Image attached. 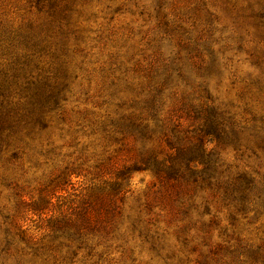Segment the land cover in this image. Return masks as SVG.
<instances>
[{
  "label": "rangeland",
  "instance_id": "rangeland-1",
  "mask_svg": "<svg viewBox=\"0 0 264 264\" xmlns=\"http://www.w3.org/2000/svg\"><path fill=\"white\" fill-rule=\"evenodd\" d=\"M0 264H264V0H0Z\"/></svg>",
  "mask_w": 264,
  "mask_h": 264
},
{
  "label": "trees",
  "instance_id": "trees-1",
  "mask_svg": "<svg viewBox=\"0 0 264 264\" xmlns=\"http://www.w3.org/2000/svg\"><path fill=\"white\" fill-rule=\"evenodd\" d=\"M37 1L43 2L44 0H37ZM156 92H157V96H158V94L160 92L159 91H156ZM151 104H152V109H155L157 111L158 107L156 106V104H158V97H152ZM213 110H214L213 108L208 107V109L206 111V113L209 114V117L207 119V127L205 129V133H206L205 135H208V134L214 135L215 134V135H217V138H218V137H220L219 133L223 132V130H221L222 129L221 128L222 123L218 120L217 115L212 114ZM138 117H140V116H138ZM128 119L131 122V125L129 126V128H127V130H129V129L134 130L135 129L137 131L138 130L140 131L141 129H145V126H143L142 128H139L140 125H137V120H139V118H136L135 116L131 117V115H130V116H128ZM141 121L143 122V120H141ZM206 141L207 140L203 139V136H202V138L199 139L200 145L198 146V148L200 149V151H199V153L191 154V156L188 157L187 161L189 163H192L195 161H201V162L205 161L206 151H205V149H203V147L207 143ZM150 160H152V163H153V165L156 169V173L158 175H160L161 173H165L168 176H173V174L175 173V167L173 165L164 164L163 162L159 161L155 157V155H151ZM206 160H207V158H206ZM246 190H247V188H244L243 190L241 189V193L245 192Z\"/></svg>",
  "mask_w": 264,
  "mask_h": 264
}]
</instances>
